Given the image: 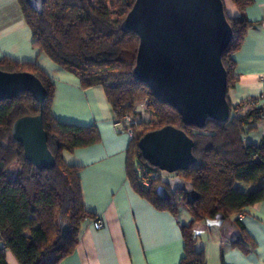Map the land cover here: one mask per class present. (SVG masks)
<instances>
[{"label":"trees","instance_id":"16d2710c","mask_svg":"<svg viewBox=\"0 0 264 264\" xmlns=\"http://www.w3.org/2000/svg\"><path fill=\"white\" fill-rule=\"evenodd\" d=\"M230 1L239 13L230 16L222 0L232 30L221 56L229 116L225 122L208 120L198 128L184 124L171 106L157 101L150 89L133 76L139 40L125 28L124 20L134 0H45L40 12L26 0H18L31 30L32 45L74 74L81 87L101 86L115 119L125 114L135 116L138 103L146 99L143 113L149 120L142 118L133 128L127 149V174L137 191L157 209L175 213L183 204L192 214V222L181 226L184 244L179 264H206L203 250L196 249L192 229L195 221H224L263 197L264 134L257 144L246 143L241 137L246 124L263 117L262 107L254 104L255 98L232 104L227 97L237 81L232 54L252 25L244 14L251 0ZM0 70L32 73L46 92L42 102L29 92L0 100V264H7V250L19 264H58L74 250L81 222L92 216L83 204L80 168L66 163L63 153L97 142L99 134L92 125L61 122L52 116L54 84L37 64L2 56ZM38 114L54 158L49 168L31 163L12 135L15 120ZM166 125L180 128L193 141V164L176 172L199 194L192 204L185 201L184 192L171 194L167 186L166 200L156 195L157 186L162 184L160 171L143 159L138 148L143 134ZM143 179L150 182L147 189L140 185ZM237 182L249 184L252 189L244 192Z\"/></svg>","mask_w":264,"mask_h":264},{"label":"crops","instance_id":"0c3cea01","mask_svg":"<svg viewBox=\"0 0 264 264\" xmlns=\"http://www.w3.org/2000/svg\"><path fill=\"white\" fill-rule=\"evenodd\" d=\"M223 2L230 16L239 13L230 0ZM244 14L252 25L232 54L237 81L227 97L232 104L255 98L254 104L262 107L263 117L246 124L241 136L246 143L257 144L264 134V0H251ZM2 56L35 63L46 73L54 84L50 112L55 119L92 125L99 134L97 142L63 153L66 163L80 168L83 204L92 216L81 222L74 250L58 264H179L181 226L192 222V214L183 204L175 213L157 209L132 185L127 174L129 136L114 126L102 87H81L74 74L32 45L18 0H0ZM236 185L244 192L252 189L242 182ZM97 218L100 229L93 226ZM192 229L206 264H264V190L261 200L228 219L197 220ZM5 259L7 264H19L8 250Z\"/></svg>","mask_w":264,"mask_h":264},{"label":"water","instance_id":"95a60500","mask_svg":"<svg viewBox=\"0 0 264 264\" xmlns=\"http://www.w3.org/2000/svg\"><path fill=\"white\" fill-rule=\"evenodd\" d=\"M44 1L26 0L37 12ZM124 26L139 40L133 76L150 89L157 101L171 106L186 125L201 128L208 120L228 119L221 56L232 30L222 0H134ZM22 92H29L38 102L46 93L32 73L0 70V100L15 98ZM12 135L31 163L39 168L54 165L40 114L15 120ZM192 146V139L171 125L139 138L141 156L160 171L162 184L155 190L160 199L169 196L165 186L171 194L184 192L188 204L199 198L192 185L176 175L193 164Z\"/></svg>","mask_w":264,"mask_h":264},{"label":"built area","instance_id":"2783aa9c","mask_svg":"<svg viewBox=\"0 0 264 264\" xmlns=\"http://www.w3.org/2000/svg\"><path fill=\"white\" fill-rule=\"evenodd\" d=\"M136 125H137V120H136L135 116H133L132 114H125V115L121 116L119 119L114 120V126L117 129L125 132L129 136V138L132 137L133 128ZM170 176H173V174H170ZM140 185L142 186V188L147 189L150 185V182L147 179H143L140 181ZM93 226L95 229H100L102 227L101 220L98 218L95 219L93 221Z\"/></svg>","mask_w":264,"mask_h":264},{"label":"rangeland","instance_id":"374dc122","mask_svg":"<svg viewBox=\"0 0 264 264\" xmlns=\"http://www.w3.org/2000/svg\"><path fill=\"white\" fill-rule=\"evenodd\" d=\"M145 102H146V99H142L139 103H138V105H137V107H136V109H135V111H136V115H135V118H136V120H137V125L139 124L138 122L139 121H141V120H149V117L145 114V113H143V108H144V104H145ZM138 113V114H137ZM134 115V114H133ZM139 116H140V118H139ZM143 118V119H142ZM169 189V188H168ZM170 191V190H169Z\"/></svg>","mask_w":264,"mask_h":264}]
</instances>
